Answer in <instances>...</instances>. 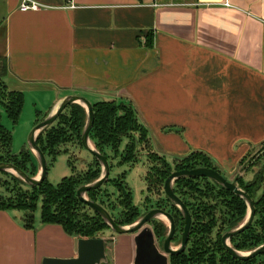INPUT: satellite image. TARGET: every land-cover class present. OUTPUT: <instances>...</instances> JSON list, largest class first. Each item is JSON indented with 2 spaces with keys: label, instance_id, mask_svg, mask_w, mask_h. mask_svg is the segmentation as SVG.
I'll list each match as a JSON object with an SVG mask.
<instances>
[{
  "label": "crops",
  "instance_id": "0c3cea01",
  "mask_svg": "<svg viewBox=\"0 0 264 264\" xmlns=\"http://www.w3.org/2000/svg\"><path fill=\"white\" fill-rule=\"evenodd\" d=\"M30 1L0 0V57L8 90L49 99L43 119L68 96L123 102L155 153L222 168L264 143V0ZM21 216L0 211V264L76 256L79 238ZM136 235L108 229L107 264H134Z\"/></svg>",
  "mask_w": 264,
  "mask_h": 264
},
{
  "label": "trees",
  "instance_id": "16d2710c",
  "mask_svg": "<svg viewBox=\"0 0 264 264\" xmlns=\"http://www.w3.org/2000/svg\"><path fill=\"white\" fill-rule=\"evenodd\" d=\"M6 73V60L0 57V104L7 118L16 124L23 107V94L7 89L3 82ZM91 108L94 121L89 140L106 159L109 173L115 160L117 167L134 165L139 150L149 151L147 160L150 167L144 178L149 194L159 193L165 180L175 171L207 168L220 174L211 159L201 152H191L179 159L172 169L164 157L151 150L148 131L138 121L130 105L101 101L91 104ZM86 120L85 109L78 104H70L52 125L40 131L35 140L36 145L44 157L49 158L50 163L65 153L62 147L73 143L82 146L81 135ZM11 145L12 134L2 125L0 112V163L11 164L30 178L35 176L38 166L30 150L25 149L14 155ZM257 159L250 161L251 167ZM68 164L72 174L62 178L56 185L50 184L45 177L41 184L31 187L7 172H0L1 176L9 178L0 179V211L21 213L23 228L27 230L34 229L35 214L39 212L42 225L60 226L71 237L98 238L109 228L97 213L79 199L77 190L99 179L100 164L94 158V168L83 175H74L70 160ZM125 177V172L114 177L109 174L101 187L88 191L85 198L103 207L115 224L120 226L133 225L154 208L167 211L175 225L172 243L178 245L184 227L179 209L170 205L165 197H157L152 203L146 198L144 210L141 211L133 204ZM235 183L252 200L254 216L244 232L229 239V246L235 251L248 253L264 245V171L255 174L254 179L248 183H244L240 177L235 178ZM172 190L190 214L191 227L185 250L171 255L169 264H264V253L247 260L236 259L222 243L223 235L238 228L246 219L247 206L240 197L205 177L178 178ZM150 223L156 238L162 240L167 232L164 223L159 220Z\"/></svg>",
  "mask_w": 264,
  "mask_h": 264
},
{
  "label": "water",
  "instance_id": "95a60500",
  "mask_svg": "<svg viewBox=\"0 0 264 264\" xmlns=\"http://www.w3.org/2000/svg\"><path fill=\"white\" fill-rule=\"evenodd\" d=\"M70 104H78L85 108L87 113V120L85 127L81 135V144L86 148L90 154L98 161L101 167V174L97 181L94 183L81 186L77 190V196L83 201L92 211L97 213L103 222L107 225L109 230L114 234H137L134 238L135 243V258L134 264H169L168 255H176L182 253L187 245L189 230L191 227V217L186 207L178 199L172 191V184L178 178H208L224 189L234 193L240 197L247 206V215L245 221L236 229H233L225 233L222 237V243L225 246L227 252L236 259L247 260L254 258L257 255L264 253V245L259 246L255 250L248 253H241L235 251L229 246V239L244 232L252 223L254 216V206L250 197L241 190L235 182H228L218 172L207 168H196L192 170H181L173 172L164 183V193L170 203L176 206L182 214L184 220V227L181 234L180 247L178 250L171 248L170 242L175 232V225L171 216L160 209H153L142 216L136 223L131 226H120L115 224L107 211L99 204L88 201L85 198V194L90 190H96L108 179L109 177V165L106 159L100 155L90 145L89 132L93 126L94 115L91 108V103L78 96L65 97L60 104L50 112L30 133L28 138L29 150L35 157L39 165L38 177L30 178L18 168L11 164L0 163V172H10L18 177L24 184L35 187L41 184L45 179L47 173V163L43 153L36 145V137L43 129L52 125L57 117L63 112V110ZM166 219L169 223V231L165 239L162 241V253L158 250L153 233L145 229L144 226L151 220ZM106 240L103 238L85 239L79 238L77 240V252L76 256L71 259H49L45 258L41 264H107V257L105 254Z\"/></svg>",
  "mask_w": 264,
  "mask_h": 264
},
{
  "label": "rangeland",
  "instance_id": "374dc122",
  "mask_svg": "<svg viewBox=\"0 0 264 264\" xmlns=\"http://www.w3.org/2000/svg\"><path fill=\"white\" fill-rule=\"evenodd\" d=\"M3 16V10L0 7V21ZM44 96H37L35 94H26L23 96V107L20 113L19 119L16 124H13L6 116L2 105L0 104V112H1V123L2 125L11 132L12 134V145L11 152L14 155L19 154L22 150L28 149V138L31 131L43 120L44 113L46 111V106H48L49 99L43 98ZM92 104V103H91ZM48 108V107H47ZM85 109V108H84ZM45 110V111H44ZM86 111V110H85ZM152 146L154 147V151L159 150L156 147L154 137H149ZM90 145L93 149H95L93 143L90 140ZM262 145H258L256 147L251 148L246 153H243L239 156V162L231 164H225L222 168L221 165H218L216 161L211 160L213 165L220 171V174L224 177L228 182H235V178L240 177V179L244 183H248L254 179L255 174L258 172L264 171V150L262 149ZM142 149V148H140ZM61 150L65 151L64 154H61L57 157L55 162L50 163L49 158L46 159V163L48 162L46 179L50 184L56 185L62 178L70 176L72 174L71 168L68 164L70 160L71 164L74 167V175H83L89 169L94 168V157L90 154V152L84 148L83 146L78 145V143L68 144L61 148ZM149 151L139 150L138 152V160L134 165H128L123 167L116 166V160L113 162V168L110 172V177H114L116 174L125 172L126 183L131 190L133 204L139 207L142 210L143 205L146 202V198H148L151 203L156 200L157 195L149 194L146 190V184L144 181L145 174L147 173L150 164L147 160V153ZM166 159V161L174 168V163L179 159L184 158L187 155H174V154H163L158 153ZM33 156V154H32ZM208 157V155H206ZM209 158V157H208ZM257 159L255 164L251 167L250 161L252 159ZM35 164L38 166L37 172L34 177H38L39 175V165L36 159L34 158ZM229 167H226V166ZM13 176L14 174L7 172ZM16 177V176H15ZM18 178V177H16ZM0 179H9L8 177L1 176ZM19 179V178H18ZM26 189V188H25ZM260 193V192H259ZM258 193V194H259ZM119 211V210H117ZM116 211V212H117ZM39 212L35 214L38 217ZM162 221L167 227H169V223L166 219H159ZM104 234H107V230L103 231V233L98 237H102ZM173 248H177L178 246L171 245Z\"/></svg>",
  "mask_w": 264,
  "mask_h": 264
},
{
  "label": "flooded vegetation",
  "instance_id": "af4514ba",
  "mask_svg": "<svg viewBox=\"0 0 264 264\" xmlns=\"http://www.w3.org/2000/svg\"><path fill=\"white\" fill-rule=\"evenodd\" d=\"M110 174V173H109ZM166 181V180H165ZM165 183V182H164ZM174 183V182H173ZM236 184V183H235ZM172 187H173V184H172ZM173 191V190H172ZM152 194H155V195H157V197H161V198H166V195H165V193H164V184H163V187H162V189H161V191H159V193H152ZM173 194H174V192H173ZM175 195V194H174ZM176 197H178L177 195H175ZM167 199V198H166ZM170 205H172L171 203H170ZM154 209H157V208H154ZM151 210H153V209H151ZM151 210H149V211H151ZM161 210V209H160ZM148 211V212H149ZM164 211V210H163ZM165 212H167V211H165ZM168 213V212H167ZM169 214V213H168ZM170 215V214H169ZM171 216V215H170ZM155 220H159V219H155ZM152 221V220H151ZM151 221H149L145 226H144V228L145 229H148V230H150L152 233H153V235H154V238H155V243H156V246H157V248H158V250L162 253L163 251H162V241L165 239V237H166V235L168 234V231H169V227H167L165 224V226H166V228H167V232H166V234H165V236L163 237V239L162 240H159V239H157L156 238V236H155V234H154V231H153V227H152V225H151ZM182 234V233H181ZM181 234H180V241H181ZM174 235H175V232H174V234H173V237H174ZM173 237H172V239H171V242H170V245H174L173 243H172V240H173ZM180 241H179V244L178 245H176V246H178L177 248H173L172 246H171V248L173 249V250H178L179 249V247H180ZM168 257V261H169V257H170V255H168L167 256Z\"/></svg>",
  "mask_w": 264,
  "mask_h": 264
},
{
  "label": "built area",
  "instance_id": "2783aa9c",
  "mask_svg": "<svg viewBox=\"0 0 264 264\" xmlns=\"http://www.w3.org/2000/svg\"><path fill=\"white\" fill-rule=\"evenodd\" d=\"M40 8V5L37 3L30 1V0H21L20 3V9L23 11H28V10H37Z\"/></svg>",
  "mask_w": 264,
  "mask_h": 264
}]
</instances>
